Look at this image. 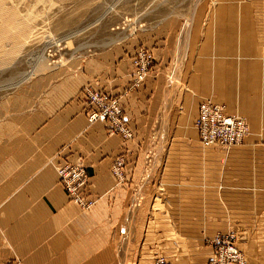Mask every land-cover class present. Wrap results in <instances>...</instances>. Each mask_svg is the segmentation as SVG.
I'll return each mask as SVG.
<instances>
[{
	"label": "crops",
	"instance_id": "crops-1",
	"mask_svg": "<svg viewBox=\"0 0 264 264\" xmlns=\"http://www.w3.org/2000/svg\"><path fill=\"white\" fill-rule=\"evenodd\" d=\"M196 14L190 46H111L95 66L38 77L0 102V261L152 264L162 256L167 264H206L212 248L201 244L218 231H240L248 264H264V0H216ZM140 48L154 61L144 83L130 89L131 57ZM172 60L180 61L185 90L168 82L166 89ZM86 85L120 98L133 139L87 121L78 95ZM204 100L249 126L241 145L215 149L230 151L223 163L199 144L193 126ZM157 123L174 136L160 166V156L147 163L145 155ZM117 157L124 160L120 184L111 173ZM53 158L83 159L89 210L67 199Z\"/></svg>",
	"mask_w": 264,
	"mask_h": 264
},
{
	"label": "rangeland",
	"instance_id": "rangeland-1",
	"mask_svg": "<svg viewBox=\"0 0 264 264\" xmlns=\"http://www.w3.org/2000/svg\"><path fill=\"white\" fill-rule=\"evenodd\" d=\"M213 2L216 0H0V102L26 89L38 77L63 78L75 75L85 65L95 66L98 55L109 52L111 46H190L198 7ZM200 19L203 36L207 16ZM145 41L149 44L145 45ZM140 51L151 56L146 76L154 61L149 50L135 51L131 57L132 82V61ZM179 60L182 74L185 56ZM179 60H172L166 70V89L167 82L170 86L179 83L180 91L186 89L181 74L178 79ZM205 101L210 100L202 102ZM161 129L157 123L145 152L147 163L152 156H160L156 166H160L161 157L168 152L169 140L174 137L173 132L162 133ZM230 151L215 150V158L223 163ZM156 170L153 167L152 171ZM231 223L238 224L233 219ZM240 233L218 231L201 247L212 246L216 236L231 234L242 250Z\"/></svg>",
	"mask_w": 264,
	"mask_h": 264
},
{
	"label": "built area",
	"instance_id": "built-area-1",
	"mask_svg": "<svg viewBox=\"0 0 264 264\" xmlns=\"http://www.w3.org/2000/svg\"><path fill=\"white\" fill-rule=\"evenodd\" d=\"M150 63L151 56L143 51L134 56L132 89L138 88L143 83ZM78 95L84 104L85 116L90 124L94 122L106 124L108 135H117L124 141L133 139V132L127 125L128 118L123 111L119 97L89 85L84 86ZM194 128L198 133L199 144L203 148L212 147L218 150H227L242 144L249 131L243 119L228 114L223 105L209 101L199 104ZM50 165L67 199L77 205L80 210H89L94 201L83 195L88 180L83 159L77 158L57 164L53 158L50 160ZM123 167L122 157H117L112 161L111 173L117 184L124 181ZM211 243L212 256L206 264H247L234 235L216 236ZM0 264L22 263L19 258L13 256ZM153 264H167V261L163 257H156Z\"/></svg>",
	"mask_w": 264,
	"mask_h": 264
},
{
	"label": "water",
	"instance_id": "water-1",
	"mask_svg": "<svg viewBox=\"0 0 264 264\" xmlns=\"http://www.w3.org/2000/svg\"><path fill=\"white\" fill-rule=\"evenodd\" d=\"M246 239V235L244 234V233H240L239 235H238V240L239 241H243V240H245Z\"/></svg>",
	"mask_w": 264,
	"mask_h": 264
},
{
	"label": "bare ground",
	"instance_id": "bare-ground-1",
	"mask_svg": "<svg viewBox=\"0 0 264 264\" xmlns=\"http://www.w3.org/2000/svg\"><path fill=\"white\" fill-rule=\"evenodd\" d=\"M30 76V75H29ZM169 80V79H168ZM206 102V101H205ZM210 102V101H209ZM211 103H214V102H211ZM214 104H218V103H214ZM218 105H220V104H218ZM226 109V108H225ZM226 112H227V110H226ZM228 114H229V112H227ZM231 115V114H230ZM248 133H249V131H248ZM247 137V136H246ZM244 141V140H243ZM243 143V142H242ZM241 145V144H240ZM239 146V145H238ZM234 147H237V146H234ZM210 148H212V147H210ZM231 148H233V147H231ZM231 148H229V149H231ZM215 149V148H214ZM229 149H227V150H229ZM218 150V149H217ZM219 150H221V149H219ZM244 254V253H243ZM245 256V255H244ZM162 257V256H161ZM246 258V257H245ZM155 260V259H154Z\"/></svg>",
	"mask_w": 264,
	"mask_h": 264
}]
</instances>
